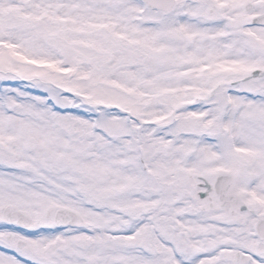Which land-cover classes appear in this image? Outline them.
<instances>
[{"label": "snow or ice", "instance_id": "1", "mask_svg": "<svg viewBox=\"0 0 264 264\" xmlns=\"http://www.w3.org/2000/svg\"><path fill=\"white\" fill-rule=\"evenodd\" d=\"M0 264H264V0H0Z\"/></svg>", "mask_w": 264, "mask_h": 264}]
</instances>
